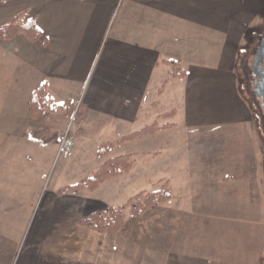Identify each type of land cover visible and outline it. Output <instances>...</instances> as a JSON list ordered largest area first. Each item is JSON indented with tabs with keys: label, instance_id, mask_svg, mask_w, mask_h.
<instances>
[{
	"label": "crops",
	"instance_id": "0c3cea01",
	"mask_svg": "<svg viewBox=\"0 0 264 264\" xmlns=\"http://www.w3.org/2000/svg\"><path fill=\"white\" fill-rule=\"evenodd\" d=\"M261 3L0 0V25L21 15L42 32L34 41L23 33L0 43V116L24 126L19 136L35 121L29 98L43 81L55 101L82 111L78 125L92 117L111 122L117 141L140 123L163 126L123 143L142 144L152 159L145 179L168 180L172 197L115 233L97 231L110 243L96 264H263L264 215L230 210L236 186L264 180L263 134L235 73L242 39L262 19ZM170 62L185 75H170ZM47 232L45 249L56 253L54 229ZM34 248L19 264H47Z\"/></svg>",
	"mask_w": 264,
	"mask_h": 264
},
{
	"label": "rangeland",
	"instance_id": "374dc122",
	"mask_svg": "<svg viewBox=\"0 0 264 264\" xmlns=\"http://www.w3.org/2000/svg\"><path fill=\"white\" fill-rule=\"evenodd\" d=\"M261 7L262 19L251 26L242 39L235 73L238 92L245 97L254 127L263 134L264 166V108L253 85L256 75L253 62L256 49L264 36V0ZM6 41L10 42L8 39L0 40V43ZM4 102L0 99V111ZM219 105L220 103H216L217 107L214 108L217 115L223 111ZM52 112L53 115H49ZM46 115L33 118L35 121L29 127V133L45 130L52 135L54 140L45 146L28 140L26 134L27 139L19 136L24 126L17 125V122H5L6 118L2 119L0 116L1 260L7 264H19L26 258L28 251L36 247L34 252L43 255L47 264H79V257H83L84 264H96L97 258L102 256L101 252L110 241L105 240L106 237L102 241L97 237L94 227L80 225L79 221L98 208L117 207L121 204L125 205L124 220L133 216L130 199L141 192L154 190L157 183L144 177H149L145 170L151 164V154H146L142 144L130 145L126 142L118 145L116 127L111 122L103 126L92 117L91 122L78 125V118L83 115L74 105L50 110ZM64 120L67 122L63 123ZM146 124L140 123L135 127L140 129ZM58 138L61 139L59 142ZM103 143H113L115 147L105 155L98 156V148ZM136 149H139V155L132 157L133 165L136 163L134 168L105 179L94 189L69 188L65 195L58 193L61 188L91 176L108 158L130 154ZM245 181L247 182L240 188L235 187L231 197L236 202L231 205L230 210L233 213L258 210L264 215V180ZM239 183L242 182L237 181ZM223 206L227 208L226 205ZM49 219L55 220L54 226L53 223L50 225ZM51 229L55 232L52 239L56 244V253H47L45 249V243L48 245L49 239L47 231ZM37 238L38 246H34ZM107 255L108 253H104L105 260Z\"/></svg>",
	"mask_w": 264,
	"mask_h": 264
},
{
	"label": "trees",
	"instance_id": "16d2710c",
	"mask_svg": "<svg viewBox=\"0 0 264 264\" xmlns=\"http://www.w3.org/2000/svg\"><path fill=\"white\" fill-rule=\"evenodd\" d=\"M31 40H36L42 36L35 23V19L29 20L22 19L21 15H16L13 19H9L0 25V40L12 39L18 34H23ZM171 70L170 75L184 76L185 73L175 62H170ZM46 81H43L37 88H35L30 96L29 114L32 118H42L47 116L50 110H56L66 107L65 101H55L48 92ZM163 126H158L156 123L147 125L135 132L123 136L117 143L139 139L145 135L152 134ZM28 140L37 142L39 145L44 146L52 142L54 138L52 135L43 131L27 133ZM61 139L58 138L59 142ZM113 143H103L98 148L97 155L103 156L113 148ZM131 154H122L110 157L91 175L84 177L77 183L61 188L58 193L67 194L69 188L79 189L81 187H88L94 189L99 183L107 178L115 177L120 173L129 170L133 166ZM172 193L169 188L168 180H160L158 186L154 190L148 192H141L130 199L131 215L140 216L147 208L158 205L171 199ZM124 208L125 205L121 204L117 207L103 206L98 208L85 216H83L79 223L80 225L94 227L99 232L115 233L124 223Z\"/></svg>",
	"mask_w": 264,
	"mask_h": 264
},
{
	"label": "flooded vegetation",
	"instance_id": "af4514ba",
	"mask_svg": "<svg viewBox=\"0 0 264 264\" xmlns=\"http://www.w3.org/2000/svg\"><path fill=\"white\" fill-rule=\"evenodd\" d=\"M257 71H258V75L257 74L255 75L254 81H253L254 91L256 95L260 97L261 102H262V107L264 108V105H263L264 89L262 88L260 84L262 80V76L264 77V60L259 64Z\"/></svg>",
	"mask_w": 264,
	"mask_h": 264
},
{
	"label": "water",
	"instance_id": "95a60500",
	"mask_svg": "<svg viewBox=\"0 0 264 264\" xmlns=\"http://www.w3.org/2000/svg\"><path fill=\"white\" fill-rule=\"evenodd\" d=\"M264 60V36L261 38L260 43L256 50V57L253 62V70L258 75L257 68L259 64ZM262 88L264 89V77L262 76V80L260 82ZM263 105H264V95H263Z\"/></svg>",
	"mask_w": 264,
	"mask_h": 264
}]
</instances>
